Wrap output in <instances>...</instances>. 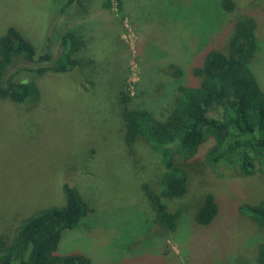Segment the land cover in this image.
Here are the masks:
<instances>
[{
    "label": "rangeland",
    "instance_id": "rangeland-1",
    "mask_svg": "<svg viewBox=\"0 0 264 264\" xmlns=\"http://www.w3.org/2000/svg\"><path fill=\"white\" fill-rule=\"evenodd\" d=\"M104 1L0 0V37L14 27L36 58L51 52L55 59L71 37L77 62L67 73L21 72L14 80L35 83L38 97L0 100V235L10 241L31 214L64 205L69 183L88 215L64 233L61 255L82 254L92 264H256L263 236L239 207L264 199V170L241 177L197 165L187 194L168 201L182 214L176 230L155 226L147 193L161 192L163 168L145 142L125 144L120 95L130 92L135 104L164 120L178 86L199 85L195 58L207 48L226 53L232 23L252 13L262 46L252 69L264 93V0H233L230 14L221 0H181L171 8L161 0H122L123 18L117 0L111 12ZM38 65L20 60L8 75ZM208 194L219 214L203 227L195 215Z\"/></svg>",
    "mask_w": 264,
    "mask_h": 264
},
{
    "label": "trees",
    "instance_id": "trees-1",
    "mask_svg": "<svg viewBox=\"0 0 264 264\" xmlns=\"http://www.w3.org/2000/svg\"><path fill=\"white\" fill-rule=\"evenodd\" d=\"M161 1L170 8L181 3V0ZM74 2L68 0L66 6ZM116 2L118 15L123 18L124 2ZM220 5L229 14L237 8L233 0H221ZM102 8L111 12L112 0H105ZM257 28L258 20L254 14H244L230 27L226 53L207 48L199 59L196 57L192 70L195 77L200 78L199 85H179L164 120L135 104V97L130 92H121L125 144L132 146L140 140L145 142L152 157L163 168L159 181L161 192L147 193L155 226L168 232L176 230L182 214L171 211L168 201L187 194L189 176L199 166L211 168L221 175L236 173L241 177L254 175L258 166L264 170V93L252 69L262 47L256 35ZM201 29L206 33L205 28ZM69 40L71 37L63 38L64 50L60 57L55 59L47 52L36 58L33 45L16 28H8L0 37V100L23 104L38 97L35 83L14 80L21 72L30 71L42 76L74 69L77 62L71 56ZM20 60L36 61L39 65L16 68L8 75ZM177 64L171 62L168 67L175 70V76L179 78L183 71ZM63 190L64 205L31 214L22 221L10 241L0 235V264H92L82 254L58 253L64 233L78 228L88 215V207L78 191L69 183ZM239 212L260 228L263 241L255 262L264 264V199L256 204L241 205ZM218 214L219 204L213 194H208L197 210L195 220L200 226L208 227Z\"/></svg>",
    "mask_w": 264,
    "mask_h": 264
}]
</instances>
